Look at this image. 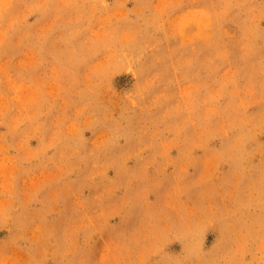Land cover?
I'll return each instance as SVG.
<instances>
[{"label":"rangeland","instance_id":"obj_1","mask_svg":"<svg viewBox=\"0 0 264 264\" xmlns=\"http://www.w3.org/2000/svg\"><path fill=\"white\" fill-rule=\"evenodd\" d=\"M0 264H264V0H0Z\"/></svg>","mask_w":264,"mask_h":264}]
</instances>
